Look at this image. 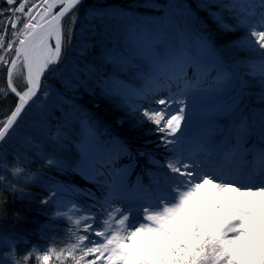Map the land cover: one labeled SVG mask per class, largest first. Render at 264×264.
Returning a JSON list of instances; mask_svg holds the SVG:
<instances>
[{
    "label": "snow or ice",
    "instance_id": "1",
    "mask_svg": "<svg viewBox=\"0 0 264 264\" xmlns=\"http://www.w3.org/2000/svg\"><path fill=\"white\" fill-rule=\"evenodd\" d=\"M82 4L83 0H0V67L6 71V88L0 87V103L10 95L15 98L12 107L0 115V165L7 167L4 146L15 142L18 161H28L34 156L46 161L49 167L55 163L58 170L70 169L104 193L101 201L91 190L72 186L73 191L101 205L100 226H97L95 213L86 212L79 205L72 204L64 212L58 208L51 218L65 217L70 222L66 237L74 242L47 247L42 255L36 253L33 246V251L23 255L25 264L34 254L39 264H53V261L59 264L66 261L70 264H129L130 259L136 264H240L232 258L233 251L248 250L260 255L259 250L247 241L253 238L248 225L264 226V0H200L197 3V8L206 11L222 30L247 29L243 43L252 51H258L260 56L258 62L249 65L248 73L259 77V111L245 105L246 93L239 92L224 109L229 120L220 144L209 137L194 139L190 136L191 116L186 108H189L199 82L195 75L189 78V70L193 74L200 72L201 63L187 57L183 49L165 46L163 34L149 29L146 23L136 25L140 31L133 54L120 57L116 63L119 70H125L136 57L144 61L149 69L143 77L144 86L132 89L113 79L106 82L102 93L109 97L118 96L126 103L132 95L148 100L160 91H167L166 96L154 101L157 107L129 106L133 112L139 111L142 117L137 120L138 125L150 123L153 126L147 134L157 137L156 147L172 154L166 158L165 164H161L150 152L139 150L136 153L147 156L149 163L167 169L162 179L158 176L153 181L156 188L161 189L156 202L141 205L138 209L105 207L111 200H127L126 193L135 187L129 183L136 167L133 153L119 137L113 135L101 143L90 131L80 145L79 159L74 167L47 157L32 136L18 138L24 117L33 106H41L38 105V93L48 97V86L42 81L46 73L59 74L67 86L74 85L75 81L65 76L64 68L54 66L67 63L65 43L71 45L73 42L76 13ZM149 6L159 7L155 4ZM214 8L218 10L213 11ZM222 11L235 17V25L224 22ZM65 18L70 21L67 33ZM197 40L201 54L215 55L216 49L208 35L199 34ZM18 71L23 72L22 89L14 82ZM218 81L230 82L231 76L221 75ZM242 86L247 85L242 82ZM60 135L57 131L53 139L58 140ZM249 155L253 158L251 165L238 163ZM122 157L133 162L117 167ZM22 173L23 187L18 186L15 179L4 187L7 177L0 172V191L20 200L31 198L33 194L25 189L39 186L43 176L20 166L11 169L14 178ZM140 180L138 176L137 181ZM205 185L208 190L201 192ZM43 186L48 192L41 198V204L45 206L58 204L60 193L67 190L59 184ZM228 192L236 195L228 196ZM89 207H96V204ZM221 209L226 214L218 218ZM4 211L6 213V209ZM76 213L80 215L76 216ZM134 213L139 218H135ZM3 218L0 215V219ZM208 221H214L211 227ZM0 238L8 239L6 234H0ZM189 240H198L199 244L189 246ZM166 241L163 250L153 252ZM15 245L16 241L9 239L12 250L8 256L12 264H20L16 259ZM146 255H159L160 258L146 260ZM166 256L169 259L166 260ZM261 259L264 262V256Z\"/></svg>",
    "mask_w": 264,
    "mask_h": 264
},
{
    "label": "trees",
    "instance_id": "2",
    "mask_svg": "<svg viewBox=\"0 0 264 264\" xmlns=\"http://www.w3.org/2000/svg\"><path fill=\"white\" fill-rule=\"evenodd\" d=\"M171 1H174L175 5L181 8L183 17L190 21L191 26L198 30L200 34H206L210 37L216 53L222 60L221 65L201 66V71L195 74L189 70V78L191 79L195 75L199 82L198 90L195 93L215 97L219 105L223 107L229 105L239 92L244 91L246 93L245 105L259 111L258 108L261 106L259 104V92L261 91L259 77L248 75V73L250 70L249 65L258 62L260 56L258 51H252L243 43V38L248 32L247 29L237 28L232 32L222 30L208 17L206 11L197 8V3L200 0H87L76 13L77 21L72 44L69 45L67 41L65 43L64 57L67 63L57 67L66 70L65 76L73 79L75 81L74 85L68 86L69 89L66 90L65 99L55 102L50 106L45 116L43 115L38 120L39 123H43L48 132L47 135L51 137L58 129L62 130V123L65 122L67 115L71 113L75 117V123L73 124L76 129H80L81 124H87L90 131L105 142L113 135L125 141L133 153L136 164L129 177L130 186H135L134 190L130 191V199L134 200L146 197L155 200L157 194L153 181L158 176L162 179V174L167 172L166 168H160L149 163L147 156H138L136 153L139 150L150 152L161 164H165L166 158L172 154L163 148L156 147L157 137L147 134V130L153 126L150 123L138 125L137 120L142 119V117H140L139 111L133 112L129 106L138 104L141 108L157 107L154 101L166 96L167 91H160L157 95L150 96L148 100H142L138 96L132 95L126 103L118 96L103 95L102 89L106 82L113 79L120 82L126 81V69L119 70L116 63L118 60V45H114L109 52L105 51L103 45H101L100 37H98L94 25L97 22L96 16H92L93 18L87 21L83 15L88 8L107 5L117 7L122 13L121 17L123 19L128 17L143 21L151 17L161 16L164 10L173 4H170ZM151 4L159 5V7H150ZM212 10L217 11L218 9L214 8ZM221 15L225 23L235 25V17L231 13L222 11ZM64 23L65 32L67 33L70 25L69 19L66 18ZM78 45L82 46L80 51L76 49ZM256 47L258 48V46ZM257 71H261V69H257ZM225 74L231 76V81L219 82L218 77ZM59 79H62L61 75L50 73L43 80V84L58 86ZM14 82L19 89L24 87L22 71L16 74ZM242 82L247 86L243 87ZM143 86L144 83L138 89ZM0 87L6 88V71L2 67H0ZM39 96L38 105L43 99L41 94ZM14 103L15 98L11 95L6 101L0 103V115L6 109L11 108ZM36 108L37 106H33L30 113L24 117L23 124L18 130V138L29 133L34 134V131L31 132V130L35 124L31 125L29 121H31ZM218 119L224 123V127L217 129L212 139L220 144L226 134L229 116L226 113L224 116H219ZM146 141H152V143H146ZM254 143L257 142L254 141ZM4 147L7 152V167L0 165V172L7 177L4 187H8L9 182L14 180L11 174V169L14 166L30 170L37 176L42 175L43 180L39 186L27 188V191L33 194L29 199L20 200L17 196L0 191V215L4 216L3 219H0V234H6L8 237V239L0 238V258H2V249H4L6 242H9V239L16 241V259L19 260L20 264H25L23 255L25 252L33 251V246L36 248V253L42 255L47 247L53 245L59 247L74 242V239L69 241L66 237L70 222L65 217L51 218L58 208L61 212H64L72 204L79 205L84 211L95 213L98 221L97 226H100L101 205L90 197L72 190V186L89 189L102 201L104 193L95 184L82 179L80 175L70 169L58 170L55 163L49 167L46 161L36 159L34 156L28 161L23 159L18 161L15 156L17 149L15 142ZM20 151L23 155L24 150L21 149ZM78 159L79 153L77 151L74 152L73 158L59 154V161H63L72 167L75 166ZM132 162L133 160L128 157H122L117 163V167ZM238 162L251 165L253 158L249 155L245 160H238ZM23 175L22 173L18 177ZM138 176L141 177L140 181H137ZM17 183L20 187L24 186L23 182ZM48 184H59L67 188L66 191L60 193L58 204H48L47 206L41 204V198L48 195L43 185ZM138 185L140 186L139 196L137 195ZM112 201H109V205H105V207H114ZM94 203L96 207L90 208L89 205ZM79 215L80 213H76V216ZM17 216L19 219H17ZM27 264H39L35 259V254ZM53 264H59V262L53 261ZM65 264H70V262L66 261Z\"/></svg>",
    "mask_w": 264,
    "mask_h": 264
},
{
    "label": "rangeland",
    "instance_id": "3",
    "mask_svg": "<svg viewBox=\"0 0 264 264\" xmlns=\"http://www.w3.org/2000/svg\"><path fill=\"white\" fill-rule=\"evenodd\" d=\"M170 4L174 7H167L161 16L151 17L143 21L133 20L128 17L123 19L117 7L107 5L86 9L83 17L85 20L90 21L91 18L96 16L97 22L94 25L98 32V37H100L101 45H103L107 52L113 49L114 45H118V59L122 56H130L133 54V50L136 47L137 33L140 31L136 25L144 22L149 29L163 34L165 46L183 49L187 57L197 59L201 63V66L214 64L221 65L222 60L217 53H215L214 56L203 55L200 53L197 46V37L200 34L199 31L191 26L189 20L183 17L181 8L178 5H175L174 1H171ZM81 47L82 46L78 45L76 46V49L80 51ZM54 67H58V65ZM148 71L149 69L145 62L139 57H136L132 64L126 68V81L123 80L122 83L132 89H138L143 83H145L143 77ZM17 73H21V71H18ZM48 75H50V73H46L42 81ZM59 81L60 83L58 86H48V97H43L41 100L42 102L39 103L41 106H37L31 121H29L31 125L35 124L31 130V132L34 131V134L29 133L26 135L32 136L37 144L43 147L45 155L52 158L54 161H59V154L73 158L74 152L77 151L80 155V145L90 133L87 124H81L80 129L75 128L73 124L75 123V117L72 116L71 113L67 115L65 122L62 123V130H57L61 134L58 140L53 139L56 133L49 137L43 123H39V118L43 117V115L45 116V113L50 109V106L55 102H59L66 98L65 93L69 88L62 79H59ZM226 106L227 105L223 106L224 109ZM223 107L219 105L217 98L194 92L189 108H186V112L191 116L190 136L194 139L202 137H209L212 139L216 130L224 127V123L218 119L219 116L226 115ZM98 140L101 143H105V141L100 138H98ZM47 147L48 149L46 150ZM23 178L24 175L14 179L16 182H23ZM25 190L27 191V189ZM137 191V195L139 196V185L137 186ZM155 191L157 194L155 197L156 199L153 197L155 200L150 197L142 198L140 200L130 199L131 193L129 192L126 193L127 200H113L112 204L114 207H136L137 209L144 204L152 205L161 194V189H157L156 186ZM134 216L135 218H139L137 213H134ZM11 250L9 242H6L4 249H2V258H0V262L12 264L11 258L8 256V253Z\"/></svg>",
    "mask_w": 264,
    "mask_h": 264
},
{
    "label": "clouds",
    "instance_id": "4",
    "mask_svg": "<svg viewBox=\"0 0 264 264\" xmlns=\"http://www.w3.org/2000/svg\"><path fill=\"white\" fill-rule=\"evenodd\" d=\"M208 190V185H205L202 189L201 192H205ZM226 195L228 196H233L236 195V193H231L228 192L226 193ZM218 203L221 204H226L225 201H217ZM259 203V201H257ZM225 210L221 209L218 213H217V217H221L223 215H225ZM214 221H208V226L211 227L213 225ZM249 230L252 233L253 238L249 241H247V243L250 246H254L256 249L259 250L260 255H254L252 254L250 251L248 250H241V251H233L232 252V258L236 261H239L240 264H264V262H262L261 257L264 256V226H254V225H248ZM186 231H191L190 228H186ZM187 243L189 244V246H192L193 244H199V241H187ZM167 241L165 242V244H162L159 246L158 249H154L153 252H158L163 250V248L166 246ZM229 248H231L232 246L229 245ZM146 260L148 259H152V260H157L159 259V255H152V256H148L146 255L144 257ZM165 259H169V257H165ZM129 264H136L135 260L130 259L129 260Z\"/></svg>",
    "mask_w": 264,
    "mask_h": 264
},
{
    "label": "water",
    "instance_id": "5",
    "mask_svg": "<svg viewBox=\"0 0 264 264\" xmlns=\"http://www.w3.org/2000/svg\"><path fill=\"white\" fill-rule=\"evenodd\" d=\"M85 1H87V0H83V3L85 2ZM71 15V14H70ZM66 19V18H65ZM43 79V78H42ZM40 95V93H38V96ZM35 99V98H34ZM23 115V114H22Z\"/></svg>",
    "mask_w": 264,
    "mask_h": 264
}]
</instances>
